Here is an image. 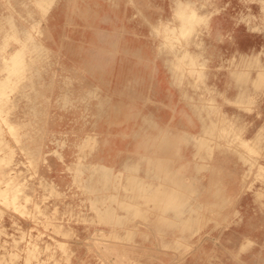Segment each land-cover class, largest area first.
<instances>
[{
  "label": "rangeland",
  "instance_id": "rangeland-1",
  "mask_svg": "<svg viewBox=\"0 0 264 264\" xmlns=\"http://www.w3.org/2000/svg\"><path fill=\"white\" fill-rule=\"evenodd\" d=\"M118 1L126 18L110 21L108 0H0V264H237L228 228L240 224L256 228L255 264H264V0ZM121 44L124 59L147 62L142 72L157 63L168 88L194 96L192 120L209 130L190 166L177 164L173 132L148 121L145 139L126 142V151L145 145V158L107 148L121 142L89 98L105 92L102 62L121 59ZM234 88L240 101L229 99ZM167 105L160 121L173 125ZM161 160L188 201L173 203L172 190L170 205L154 202L170 184ZM206 193L215 211L184 214L190 227L173 228V206L201 210ZM138 203L160 212L119 211Z\"/></svg>",
  "mask_w": 264,
  "mask_h": 264
},
{
  "label": "crops",
  "instance_id": "crops-1",
  "mask_svg": "<svg viewBox=\"0 0 264 264\" xmlns=\"http://www.w3.org/2000/svg\"><path fill=\"white\" fill-rule=\"evenodd\" d=\"M107 3V19L110 21L114 19H124L126 17L120 18L117 12V4L119 3L118 0H108ZM123 2V0H122ZM121 13H127L126 9H123ZM107 33V32H106ZM124 33V32H121ZM103 34V33H102ZM121 36H124L125 34H120ZM121 54L123 55L121 59L119 60H110L107 62H102V65L105 66V92H101L100 95L98 94L97 97L89 98L90 104L89 108L92 111H95L100 115V113L104 112L105 122L107 131L111 133L112 137H115L117 140H120V145H108L107 148L122 150V153L125 152L129 148V144L126 142L132 143L133 137L130 134L136 133L138 139L141 140L145 139L144 133H145V127L147 121L156 125L157 127H160L162 129L165 127L167 130L165 132H173V137L170 134L169 137L173 139V150L177 151V154H181L182 157L178 161L177 164L187 165L191 162L188 160H192L194 155L196 154L195 151L197 150V140H199L200 137L203 136L205 131L209 130V125L207 122H203L199 120V122H194L192 120L193 117L197 116L194 113L197 112V109L192 107L189 103H185V101H192L193 97L192 94L187 93V91H184L182 88H176L173 87V90L171 88H168L166 84L164 83L163 79L160 77V71H158L159 67L157 66V63H154V66H149L151 68V71L149 73L142 72L141 70L145 68L144 65L147 64L146 61H133L124 59L125 54L127 53V56L129 54L128 46L125 44H121L118 46ZM112 49L114 46L111 47ZM125 53V54H124ZM135 70V71H131ZM99 74V73H98ZM147 74H150V76H147ZM135 75V76H134ZM102 78V76L100 77ZM147 78L150 82H146ZM236 84V83H235ZM239 85V83H238ZM173 93V94H172ZM227 96L229 93H226ZM233 98L230 97L229 99H232L234 101H240L241 100V88L233 90ZM196 98V97H195ZM167 102H169V106L171 107V104L173 103V110H171V113L169 115V118H172L173 115V125L165 124L163 125L160 120H164L162 113L164 110H166L168 107ZM183 102L185 104H183ZM188 105V108H187ZM170 109V108H169ZM173 111V112H172ZM167 116V115H166ZM162 124L158 125L159 123ZM98 123V122H97ZM100 123V120H99ZM257 133V127L250 128L249 135L254 136ZM141 134V135H140ZM127 135V136H125ZM130 138V141H129ZM139 142V141H138ZM137 149L139 160L140 158H145V153H143L145 149V145H132L130 146V151ZM171 149V147H169ZM129 150V149H128ZM126 151L127 153L131 154L133 152ZM110 154H108L106 157L109 158ZM189 156V157H188ZM114 157V156H112ZM215 157H220V154L216 153ZM187 165V166H190ZM184 171L188 172L187 169H184ZM189 171H192V169H189ZM126 177L131 176H122L121 178L119 176H116L114 180H125ZM136 179H143L145 176H132ZM207 180L209 179V176H206ZM206 179L203 176V180ZM128 179H126L127 181ZM230 190V189H229ZM220 194V193H219ZM235 196H240V193H232ZM231 194V196H232ZM106 196H115L114 198L119 199V197L124 198L125 192L122 190V193H113ZM131 196L133 198L137 197L140 198L139 194L133 193ZM203 203L200 204L201 210H197L194 208L195 204L192 203H186L185 205H176L173 206V214H181V218H178L177 223L173 225V228L177 229L178 227H190V216L185 217L184 214L187 213H199L204 212L207 208L208 212L215 211L213 206L206 204L205 202H210L209 197L210 194L206 193V195H202L203 197ZM177 197L185 198L186 201H188V196L184 193L177 194ZM140 202V201H138ZM205 203V204H204ZM121 208H125L123 205H119ZM144 207V205H142ZM139 203L136 205H133L132 207L126 208L125 210H119L121 212H160L159 209H151V207H154L155 205L149 207L148 209H142V207ZM110 207V206H109ZM108 207V208H109ZM205 207V208H204ZM111 209H108L109 212H116L114 206L110 207ZM218 211L220 212H228L229 209L222 208L220 205L217 206ZM244 208H249L248 210H242ZM251 209V210H250ZM238 212H250L253 211L251 206H244L240 205L238 206V209H235ZM234 210V211H235ZM113 216V215H112ZM119 218V217H118ZM186 219V225L183 224ZM121 222V221H118ZM179 222V223H178ZM210 222H207L206 228L207 230H210L213 226H209ZM192 227H195L193 225ZM230 226L228 229H233L235 231V239L233 241V245L230 246V251L236 252L237 256H235L236 263L237 264H247L249 261V264H255L256 263V255L257 248L254 242L257 240V232L256 228L253 231H249L248 233H244L242 231V224L239 226H235L231 228ZM216 236L218 237V241L223 240L227 238V228L220 229L216 231ZM206 240H210L209 237H206ZM248 241V242H247ZM206 242V241H204ZM227 242V241H226ZM246 245H249L247 249H245V252H241V249L243 250V247ZM239 257V258H238ZM239 260L240 263L237 261Z\"/></svg>",
  "mask_w": 264,
  "mask_h": 264
},
{
  "label": "bare ground",
  "instance_id": "bare-ground-1",
  "mask_svg": "<svg viewBox=\"0 0 264 264\" xmlns=\"http://www.w3.org/2000/svg\"><path fill=\"white\" fill-rule=\"evenodd\" d=\"M190 18H191V16L188 13H186V12H184V13L181 14V19H182V22L183 23H187V22L189 23L190 22ZM165 145H166V142L164 141L162 143V141H161V144H159V147H161L162 149H164ZM160 166L162 167L161 170L163 171L164 175L170 177V180H168V181H169V183L171 185L169 184L168 186H166L165 188H163L162 190H160L158 192V195L154 198V202L156 204L160 205V206L161 205H164V204H169L170 205V202H171L170 198H168V200L167 199L165 200V198L168 195H171V191L173 190V199H174L173 203H175V204L180 203V201H182L181 199H183V198L177 197V194L179 193L180 189H182V188H175L174 187L173 182H175L177 184H179V183H178V181L175 180L174 176L172 175L171 169L168 166V161H166V160L165 161H162L161 160L160 161Z\"/></svg>",
  "mask_w": 264,
  "mask_h": 264
}]
</instances>
